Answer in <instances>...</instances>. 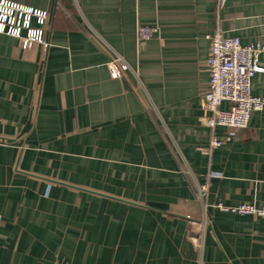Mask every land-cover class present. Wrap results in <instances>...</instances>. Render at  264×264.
I'll return each mask as SVG.
<instances>
[{
  "label": "crops",
  "instance_id": "0c3cea01",
  "mask_svg": "<svg viewBox=\"0 0 264 264\" xmlns=\"http://www.w3.org/2000/svg\"><path fill=\"white\" fill-rule=\"evenodd\" d=\"M9 1L49 19L0 32V264H264V217L216 206L264 205V109L215 146L203 108L207 35L264 45V0Z\"/></svg>",
  "mask_w": 264,
  "mask_h": 264
},
{
  "label": "built area",
  "instance_id": "2783aa9c",
  "mask_svg": "<svg viewBox=\"0 0 264 264\" xmlns=\"http://www.w3.org/2000/svg\"><path fill=\"white\" fill-rule=\"evenodd\" d=\"M226 0H217L221 8ZM49 14L47 11L29 8L17 2L0 0V32L7 33L19 40L23 48L38 42L47 44ZM156 28L140 24L137 36L149 40L154 37ZM209 39V82L204 93L203 108L204 123L210 128L224 127L227 134L222 139H215L212 145L219 146L230 141L236 131L246 128L255 111L264 109V96L252 92V79L264 70L261 57L264 55V45L261 43H242L239 36H227L218 22L213 32L207 35ZM120 57H114L109 62L116 64ZM229 102L228 108L222 104ZM204 192L200 190V197ZM216 206L226 212L239 215H257L264 217V205L240 203L228 206L218 202Z\"/></svg>",
  "mask_w": 264,
  "mask_h": 264
}]
</instances>
